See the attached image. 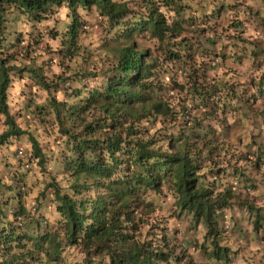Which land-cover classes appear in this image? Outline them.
Returning a JSON list of instances; mask_svg holds the SVG:
<instances>
[{
    "label": "trees",
    "instance_id": "trees-1",
    "mask_svg": "<svg viewBox=\"0 0 264 264\" xmlns=\"http://www.w3.org/2000/svg\"><path fill=\"white\" fill-rule=\"evenodd\" d=\"M147 2L148 0H145V3ZM165 2L167 3L168 0ZM93 5L97 6V11H100L101 15L108 13L111 17L110 29L115 35L109 52L115 58L102 76L94 70H89L91 63L86 55V66H81L82 71L77 73L75 78L61 80L59 77H53L49 79L45 75L44 66L36 65L31 60L34 58L32 53L35 49L30 46V43L34 42L37 37L32 36V31L24 42L22 32L17 27L18 21L25 18L31 26H38L40 22L52 19L48 25L50 33L45 35L58 40L55 53L61 56V60L65 57L72 59L74 55L77 57L81 54L78 35L85 22L78 9H85L88 14L93 11ZM231 7L233 6H228V8ZM63 8L70 10L67 13L68 19L62 21L60 12ZM223 11L224 6L221 5L213 17L206 18V20H214L215 23L210 28L199 29L198 35L203 36L206 32L215 34ZM157 12L158 9L153 8L147 21L143 19V16L137 21V13L131 9H125L120 4V0H116L115 4L112 0H0V112L7 116L6 122L15 128L14 118L7 115L11 109L4 104L6 99L4 92L7 88L8 95L12 96L15 101V106L18 105L23 94H26L25 104L21 105L22 109L16 113V118L22 114L26 116L28 113L25 110H30L36 125L42 124L41 120L50 122L51 111L45 113L48 116L45 119L41 116L43 109L40 106H37L35 111L31 110L37 98L34 95L35 92L31 93V85L46 88L50 99L55 87L71 86L70 89L66 88L64 104L54 107L61 126L60 132L69 139L61 144V164L62 172L66 175L67 185H69L67 190L71 192L72 189L74 192L72 197L67 195L61 197L59 185L55 177H51L52 183L48 185V190L51 191L49 196L53 195L58 201H63V206L58 210L69 221L67 225H64L60 219H57L55 230L47 228V224L50 225V223L47 219L43 220V216H41L43 221L35 217L28 222L20 223L7 220L9 213L15 216L16 221H20L21 215L27 220L29 214L24 211L22 202L18 205L15 197H9V200L5 202L0 200V259H3L4 264H45L40 257L41 252L47 255L46 264H66V258L61 259L60 257L62 252L69 247H75L78 252L86 254L82 264H105V258L108 256L111 258V264H195L188 255L185 245L192 244L193 239L189 233L201 221L208 229L205 241L211 242L213 250L211 252L208 250L207 243L201 246L200 264H213L214 260L216 264H237L235 261H237L238 254L234 253L229 257L230 249L227 245L226 248L220 247L221 241L231 242L233 236L236 237V243L240 240H247L248 233L237 219L236 211H242V216L250 219V224H253L257 234L260 228H264V214H261L264 210L254 208L255 201L260 197L248 199L242 189L239 195L233 193L232 177L226 169H219L213 173L217 179L210 182L209 188L201 187L197 190L196 186L200 177H197L195 172L199 167H204L208 159L215 163L213 157L217 154V149L213 146L215 143L213 133L210 130L205 131L199 120H194L193 124L195 128L200 129V132L189 128L187 124L182 129L175 127L167 130L175 135L177 142L184 141L185 148H188L186 136L197 142L191 145L198 158L197 163L190 161L187 154L183 160L162 157L164 163L159 161L155 165L148 163L153 155H160V153L148 151L149 145L154 141H149V144L144 142L143 136L146 134V129L141 119L150 117L153 113L165 119L169 118L168 113L164 111L167 108L165 98L168 96V88L162 83V74L165 70L172 72L178 68L191 71L193 47L199 51L207 44L211 45L214 50L221 40V37L217 35L215 39L197 40L193 45L192 41L185 36L179 44H173L172 41L186 30L184 25L191 26L195 24V21H183L181 18V20L174 21L170 27L163 14L157 16ZM5 20L8 23L6 35L4 34ZM55 21L63 22L62 26L57 25ZM230 26L240 27L239 23H233ZM225 31L227 32V29ZM108 32L106 26L104 29L97 30V36L102 41L99 44L100 48L104 45L108 47ZM41 34L44 35L43 31ZM238 39L241 38L227 37L229 42ZM221 46L224 47V51L219 54L221 60L229 59L233 63H242L240 55L232 53L228 56V45L223 46L221 42ZM231 47L234 48V45L232 44ZM172 48L184 49V55L178 51H172ZM89 51L92 53L91 49ZM204 54L210 57L216 56L214 51L207 49H204ZM12 60L19 61L22 67L6 66ZM29 60L31 64L24 63ZM212 62L214 63V60ZM60 63L63 65L61 61ZM113 73L116 76H109ZM209 73V66L205 65L200 72L193 71L191 79L196 82L195 90L203 97L204 108L209 109V114L214 115L215 107L210 106L209 101L211 97L218 95L219 90L211 83ZM22 77H27L29 80L25 83L28 91L26 93L27 88L22 87L19 96H15L10 87L14 85L16 79ZM263 91L264 79L260 84V92ZM89 92L91 94L88 96ZM234 94L235 86H233ZM244 103L250 107L247 101ZM89 109H92L94 113L103 109L112 118L113 123L107 125V120L101 114L94 116V124H86L84 113ZM259 115L264 116V112H260ZM135 121L136 130L140 132L139 137L131 126L125 127ZM79 128H83V132H79ZM262 133L261 128L258 150L254 153L257 162L253 167L257 172L260 164L264 163ZM7 135L6 133L4 137H0V143H3ZM209 136L213 137L212 140H209ZM256 141L257 138L254 137L253 142L256 143ZM33 143L35 144L34 138ZM35 147V154L42 157L41 164L46 169L50 154L45 156L41 145L36 144ZM204 152H207L208 157L200 158ZM25 153L27 154V149ZM173 161L179 165L178 172L182 173V177L179 178L182 180V191L185 192L182 194L183 199L177 198V204L173 207L174 215L180 224L172 227L167 223V217L157 216L152 232L149 233L153 235V240L141 246L135 243V233L143 227V221L136 222L137 216H148L155 210L148 206L145 211L137 202L138 199L143 202L147 196L151 195V190L145 188V177L153 188L163 193L164 190L159 189L160 174L162 173L165 179L171 180ZM5 171H10L7 166ZM223 172L224 175H221ZM237 176H243L238 168L233 178ZM22 180L23 177H21ZM256 180L255 178L249 179L248 183L253 185ZM224 182L228 183V187L213 198L214 191L218 187H223ZM166 186L169 191L172 190L167 182ZM15 188L23 191L19 182ZM3 189L4 186L0 185V196L3 195ZM21 194L17 193L20 199ZM41 194L42 197L45 195L43 192ZM166 199V194H164L159 207L166 203ZM250 201L252 204L249 203ZM178 205L181 207L179 213L175 211ZM37 211L39 212V209ZM229 213L232 214L236 224V227L231 228L230 231L223 226L224 221L227 222ZM41 215L45 214L41 213ZM121 217H126L131 224L130 229ZM181 225L189 226L182 234ZM42 226H45V229L38 231ZM30 229L36 230V233H31ZM62 231L66 233L63 239L60 238ZM157 232L163 234L161 239L156 238L155 233ZM29 244L35 249L34 252L29 251L27 254L21 252L19 256L9 257L8 253L13 247L23 250ZM75 264H81V261L77 259ZM259 264H262L261 261Z\"/></svg>",
    "mask_w": 264,
    "mask_h": 264
},
{
    "label": "clouds",
    "instance_id": "clouds-1",
    "mask_svg": "<svg viewBox=\"0 0 264 264\" xmlns=\"http://www.w3.org/2000/svg\"><path fill=\"white\" fill-rule=\"evenodd\" d=\"M112 3L115 4L116 0H112ZM120 4H122L125 9H131L136 12L137 21L141 19V16L147 21L150 17L151 9L153 8L158 9L157 16L163 14L170 27L173 25L174 21L181 20V18L183 21H195V24L191 26L188 24L184 25L186 30L172 41L173 44H179L185 36L195 45L197 40L215 39L216 36L219 35L223 46H229L227 48L228 56L232 53L241 56L243 63L234 68L232 60L228 59L227 61H223L219 58V54L224 51L221 42L216 44L214 50L211 45L205 44L204 49L214 51L216 56L210 57L204 54V49L198 51L196 47H193L192 60L190 62L191 71L180 70V68L172 72L165 70L162 74V83L168 88V96L165 98L167 101V108L164 109V111L168 113L169 118L165 119L163 116L153 113L152 116L141 119L146 129V134L143 136V139L146 144H149V141H154L148 147L149 152L156 151L160 153V155H153L151 159L148 160L150 165H155L158 161L164 163L162 157H174L183 160L186 154L190 161L197 163L198 158L195 154V150L191 148V145L197 142L186 136L185 139L187 140L188 148H185L184 141L177 142L175 135L170 134L167 130L175 127L182 129L184 125L187 124L189 128H193L194 131L200 132V129L195 128L193 124L194 120H199L205 131L210 130L213 133L215 137L213 146L217 149L218 155L216 154L213 157L216 161L215 163L208 159L206 165L204 167H199L195 172V175L200 177L196 186L197 190L201 187L206 189L209 188L210 182L217 179L213 173L219 169H226L229 176L232 177L231 185L233 193L239 195L242 189L243 193L248 196V199L260 197L259 200L255 201L254 208L264 210V163L260 164L258 172L253 167L257 162L254 153H257L258 150L257 144L261 139V128L264 133V116L259 115L260 112H264V91L260 92L261 80L264 79V59L258 60L257 57L252 55L253 52H260V49L264 48V29H257L255 25L250 23V20L256 13H258L257 19L264 18V0H174V2L168 0L167 3L165 0H148L147 3H145V0H120ZM221 5L224 6V11L221 15V21L224 22L216 29V33L206 32L203 36L198 35L199 29L210 28L215 23L214 20H206V18L213 17V14ZM229 5L233 7L228 8ZM117 7H119V5H117ZM92 9L94 16L104 24L101 29H104L106 26L109 30L108 47L106 48L104 45L103 48H100L99 52L85 53V48L90 47L91 49H97L99 47L96 42L99 25L97 24L96 27L92 28L89 23L85 22L83 29H88L91 35L83 41V47L81 48V54L79 56L71 60H66L65 63L61 65L59 56L55 58L50 57L42 50L32 54L33 56L39 55L44 60H52V63L48 65L45 70V75H47L49 79L53 77H59L61 80L75 78L77 73L82 71L81 66H86V55L91 63V68L89 70H94L101 76L107 70V66L112 63L115 57L110 54L109 49L115 33L110 29L111 17L108 13L101 15V12L97 11L96 5H93ZM69 10L68 8H63L60 12V19L62 21L68 19L67 13ZM78 11L86 19H92V17L88 16L85 9L81 8L78 9ZM130 14L131 13H129V15ZM92 23L96 24V20L92 19ZM233 23H239L240 27H231L230 25ZM4 28L6 30L4 34L6 35L8 28L7 20H5ZM225 29H227V32H225ZM228 36L234 38L239 37L241 39L229 42L227 40ZM232 44H236L237 47H231ZM257 45H260V47L258 48ZM30 46L36 49L42 45L40 43L31 42ZM153 51H155V49H153ZM172 51H178L181 55H184L185 52L184 49L180 48H172ZM245 53H247V55H245ZM213 60L214 63L212 62ZM26 63L31 64V61L29 60ZM40 63L41 61L37 60V64L39 65ZM12 65L22 67L20 62L16 60H12L6 66ZM205 65L209 66L211 83L219 90L218 95L211 97L209 101L210 106L215 107L214 115L209 114V109L204 108L203 97L195 90L196 82L191 79L193 71L200 72L204 69ZM133 75L135 74L133 73ZM109 76L114 77L116 74L113 73ZM253 81L255 83H253ZM85 84H87V81H85ZM233 86H235L234 95ZM70 87V85L66 87H55L51 99L49 98V91L46 88H40L39 85L33 87V92H36L38 95L35 105L31 106V110L35 111L36 107L40 106L43 109L41 113L42 117L45 113L50 111L52 113L50 117L51 123L49 124L41 120L43 126L39 128L36 122L33 121L32 115L25 116L22 114L19 118H16V113L20 111V109L15 107V101L12 96L8 95L9 90L7 88L5 89L4 95L6 99L4 100V104L7 105L8 109H11L7 115L14 118L15 128L6 122L7 116L0 112V137H4L6 133L8 134L3 143H0V175H2V178H0V185L4 186L3 195L0 196V200L5 202L9 200V197H15L18 205L22 202L24 211L29 214L27 220L21 215L20 221H16L15 216L9 213L7 220L20 223L28 222L33 217L37 220H41V216H43V220L47 219L51 225H56L57 219H60L64 225H67L69 222L68 218L63 216L58 210L63 206V201H58L53 195L49 196L51 191L48 190V185L52 183V178L46 175V170L41 164L42 157H38L35 154V146L36 144L42 146L47 142L55 151L56 143L63 144L65 141L69 140L67 136L62 135L60 132L61 126L54 106L64 104L66 88L70 89ZM11 91L13 95L19 96V85ZM90 94L91 92L88 93V96ZM53 101L55 103H53ZM244 101H247L250 107L246 106ZM84 114V121L86 124H94V116H99L101 114H103L107 120V125L113 123L112 118L107 115L103 109L95 113L92 109H89ZM28 121H33V123H28ZM258 125L260 127H258ZM129 126L133 128L134 132L138 133L137 137H139L140 132L136 130V121L130 125H125V127ZM78 131L83 132V128H79ZM20 137L23 139L22 145L18 139ZM254 137L257 138L256 143L253 142ZM33 138L35 144L33 143ZM208 138L212 140L213 137L209 136ZM25 149H27V154L25 153ZM43 152L45 156L49 155L47 149H44ZM165 153L167 155H163ZM262 153L264 157V148H262ZM4 157H7V159L4 160ZM202 157H208L207 152H204L200 158ZM172 163L173 172L171 180L165 179L163 174H160L159 189H163V193L153 188L147 181V177H145V188L151 190V195L147 196L143 202H141L140 199H138L137 202L141 204V207L144 208L145 211H147L148 206H151L155 208V212L148 216H137L136 222L139 223L143 221V227L135 233V243L141 246L153 240V235H149V233L152 232V226L156 223L155 218L162 214H169L166 208L162 213L159 207L162 196L166 194V203L176 205L177 198L183 199L182 194H185V192L182 191V180L179 178L182 177V173L178 172L179 165L175 161ZM6 166L10 171H5ZM237 168L240 169L243 176H237L234 179L233 174ZM143 171L142 169V172ZM47 172H52L51 167L47 168ZM221 175H224V172ZM54 176L57 185H59L61 197L65 195L69 197L74 196L72 189L71 192L67 190L69 185L63 183V175L59 173L54 174ZM21 177H23L22 181ZM260 177L261 179H259ZM253 178L257 180L251 185L248 183V180ZM18 182L23 188V191L15 188ZM166 182L171 186V191H169V188L166 186ZM227 187L228 183L224 182L223 187H218L214 191L213 198L219 195V193L224 192ZM9 188H11V191H9ZM18 192L22 193V201L17 197ZM42 192L45 193L43 197H41ZM25 193L27 194L25 195ZM46 202L47 212L51 213L55 211L54 216L41 215V213L45 212V209L41 208V205ZM249 203L252 204V201ZM5 208H7V205H5ZM38 209L39 212L37 211ZM175 211L178 213L181 211L180 205L176 207ZM244 213L247 214L245 211ZM242 215L237 212V219ZM244 218L247 219V217ZM121 220L129 229L131 228V224L127 221L126 217H121ZM248 220L250 222V219H247V222ZM176 222L175 216H172L169 224L171 225ZM247 222H245V224H247ZM47 225L49 226V224ZM223 226L229 231L231 228L236 227L231 213L227 216V222L224 221ZM186 227L189 226L181 225V234ZM207 231V227L203 221H201V223L189 233L193 242L190 246L185 245V247L187 248L188 255L194 260L195 264H200L202 253L201 246L207 243L208 250L210 252L213 250L211 242L205 241ZM246 231L248 233L246 241L240 240L239 243H236V237L233 236L231 242L221 241L220 247L226 248L227 245V248L230 249L228 253L229 257L234 253L238 254L237 264H258L259 261L264 264V228H260L259 234H257L253 224H247ZM65 235L66 233L62 231L60 233V238L63 239ZM155 235L156 238L161 239L163 234L157 232ZM257 236H259V240ZM241 245L243 246L242 248ZM29 251H35L31 244L23 250L13 247L8 255L9 257L14 255L19 256L21 252L27 254ZM71 252L73 255L69 256L68 250L63 251L60 258H66V264H75L77 259H79L82 264L86 254L78 252L75 247L71 249ZM40 257L46 264V253L41 252ZM0 264H4L3 259H0ZM105 264H111L110 256L105 258ZM213 264H216L215 260Z\"/></svg>",
    "mask_w": 264,
    "mask_h": 264
},
{
    "label": "rangeland",
    "instance_id": "rangeland-1",
    "mask_svg": "<svg viewBox=\"0 0 264 264\" xmlns=\"http://www.w3.org/2000/svg\"><path fill=\"white\" fill-rule=\"evenodd\" d=\"M226 11H227V9H226ZM20 16H21V14H20ZM88 16L89 17H92V19H95L96 20V24H93L92 23V19H86L84 16V19H85V22H87V23H89L90 25H91V27L93 28V27H96V25L98 24L99 25V29H101L102 28V26H104V24H103V22L102 21H100L98 18H96L95 16H94V13H93V11H91L90 13H88ZM257 17H258V13H256L253 17H252V19L250 20V23L251 24H253V25H255L256 26V28L257 29H264V18H261V19H257ZM225 19H226V16H225ZM50 20H52V19H50ZM50 20H45V21H42V22H40L39 24H38V26H31L27 21H26V19L25 18H22V19H20L19 21H18V24H17V27H18V29H20L21 30V32H22V34H21V36H22V39H23V41L25 42V39L29 36V34L32 32L33 34H32V36H36L37 38H35V41H34V43H40L42 46L41 47H38V48H36L35 49V51H33V53H35V52H38V51H43V52H45V53H47L50 57H53V58H55L56 56H59L60 57V61L64 64L65 63V61L66 60H71V59H68V57H65L63 60H61V56L58 54V53H55L56 52V47H57V45H58V40L57 39H54V38H50L48 35H45V34H47L48 32L50 33V30H49V21ZM84 22V23H85ZM224 21H221V18L219 19V24L217 25V28H219L220 26H221V24L223 23ZM55 23H57V25H59L60 27L62 26V23L63 22H57V21H55ZM40 29H42V30H40ZM41 31H43V33H44V35H42L41 34ZM226 32V31H225ZM89 35H91V33L89 32V30L87 29V30H85V29H83V28H81V31L79 32V35H78V42H79V45H80V53H81V48L83 47V41L89 36ZM97 43H98V45L100 44V43H102V41L100 40V38H99V36H97V41H96ZM220 42H222L221 40H220ZM234 45V48L235 47H237V45L236 44H233ZM257 47L259 48L260 47V45H257ZM27 48H29L28 46H27ZM89 49H91L90 47L89 48H85L84 49V51H85V53H89L90 51H89ZM99 50H100V45H99V47L97 48V49H91V51H92V53H94V52H99ZM264 48H261L260 49V52H253L252 53V55L254 56V57H257V59L259 60V59H264ZM32 53V54H33ZM245 55H247L246 53H245ZM20 57V56H19ZM76 57V55H74L73 57H72V59H74ZM88 57V56H87ZM32 61H33V63H36V65H38L37 64V60H40L41 61V63L40 64H42L43 66H44V70H46V67L48 66V65H50L51 63H52V60L51 59H48V60H44L41 56H39V55H37V56H34V58L33 59H31ZM89 60V59H88ZM27 62V61H26ZM26 62H24L25 64H27ZM243 63V62H242ZM242 63H240V64H242ZM62 65V64H61ZM238 65L239 64H237V63H233V67L235 68V67H238ZM17 78V77H16ZM28 79H27V77H22V78H19V79H16L15 80V82H14V85L13 86H11L10 87V89L12 90V89H14V88H16V86L17 85H19V87H20V90L22 89V87H26L25 86V83H28ZM33 87H35V85H31V93L33 92ZM27 88V87H26ZM27 91H28V88L26 89V93H27ZM35 97H37V93L35 92ZM25 100H26V94H23V97L22 98H20L19 99V102H18V105H16L15 107H17L18 109H22V106L21 105H24L25 104ZM35 102H36V100L34 101V104H35ZM24 110V109H23ZM251 110V109H250ZM28 114L27 115H32L33 113L30 111V110H25ZM26 115V116H27ZM21 116V115H20ZM19 116V117H20ZM33 116V115H32ZM18 117V118H19ZM44 118L45 119H47L48 118V116L47 115H45L44 114ZM35 120V118L33 117V121ZM33 121H28V123H33ZM49 124L51 123V120H50V122H48ZM38 126V128L39 127H42L43 126V124H40V123H38L37 124ZM263 134V140H264V133H262ZM49 135H50V133H49ZM20 142H21V145L23 144V139L21 138L20 139ZM43 146V148L44 149H47V151H48V153L50 154V159H49V162H48V165H47V168L48 167H51V169H52V172L51 173H49V172H47V168L45 169L46 170V175H49V176H51V177H55L54 176V174H59V173H61L62 175H63V183H65V184H67V179H66V175H64L63 174V172H62V164H61V144L60 143H56V150L54 151L53 150V148L46 142L45 144H43L42 145ZM7 159V157H4V160H6ZM27 193H25V195H26ZM21 197H22V194H21ZM41 197H42V194H41ZM260 199V198H259ZM258 199V200H259ZM20 200H22V198L20 199ZM10 201H12V199L10 200ZM257 201V200H256ZM15 203V202H14ZM14 203H13V205H14ZM10 205H11V202H10ZM173 207H174V205L173 204H170V203H164L163 205H162V207H160L161 208V212L163 213L164 212V210H165V208L167 209V212L169 213L168 215H165V214H162L163 216H165V217H167V223L169 224V221L172 219V216H175L174 215V210H173ZM41 208H44L45 209V212H44V214L45 215H55V211H53V212H51V213H49V212H47V204H42L41 205ZM11 209V208H10ZM239 211V213H241V215L243 214V212L242 211H240V210H238ZM155 212V210L153 211V213ZM236 213H237V211H236ZM175 218H176V223H174V224H169L170 226H172V227H175V226H177V225H179L180 224V222L178 221V218L175 216ZM241 223H242V228H245L246 229V227H247V224H250V222H249V220H248V222H247V219L246 218H244V217H242V216H240V218L238 219ZM245 222H247V224H245ZM47 228H49V229H51V230H55L56 229V225H49V227H47ZM45 229V227H40V229L38 230V231H43ZM30 232L31 233H33V234H35L36 233V230H32V229H30ZM248 236V235H247ZM259 237V236H258ZM230 240H231V237H230ZM258 240H259V238H258ZM73 247H69V248H67V249H65V250H68V255L69 256H71L72 255V252H71V249H72ZM237 260V259H236ZM235 262H237V261H235ZM260 263V261L258 262V264Z\"/></svg>",
    "mask_w": 264,
    "mask_h": 264
},
{
    "label": "built area",
    "instance_id": "built-area-1",
    "mask_svg": "<svg viewBox=\"0 0 264 264\" xmlns=\"http://www.w3.org/2000/svg\"><path fill=\"white\" fill-rule=\"evenodd\" d=\"M18 219H19V216H18Z\"/></svg>",
    "mask_w": 264,
    "mask_h": 264
}]
</instances>
